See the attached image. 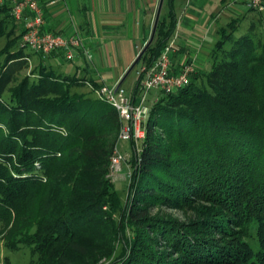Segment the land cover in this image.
<instances>
[{
	"label": "trees",
	"instance_id": "trees-1",
	"mask_svg": "<svg viewBox=\"0 0 264 264\" xmlns=\"http://www.w3.org/2000/svg\"><path fill=\"white\" fill-rule=\"evenodd\" d=\"M164 3L137 64L152 65L175 30L172 0ZM10 7L9 0L0 5V30L11 22L18 32L0 64V224L17 227L6 247L27 246L33 264H96L113 255L116 243L120 252L106 264H264L261 11L247 10L259 15V28L251 21L239 32L243 17L231 18L219 31L210 67L194 70L187 84L160 92L150 105L122 203L110 177L117 110L73 89L100 83L44 64L9 85L13 62L23 66L28 58L19 46L23 21L13 19ZM165 200L204 201L198 209L206 217L153 214L152 205ZM146 228L180 259L155 248ZM5 263L12 264L8 256Z\"/></svg>",
	"mask_w": 264,
	"mask_h": 264
},
{
	"label": "crops",
	"instance_id": "crops-1",
	"mask_svg": "<svg viewBox=\"0 0 264 264\" xmlns=\"http://www.w3.org/2000/svg\"><path fill=\"white\" fill-rule=\"evenodd\" d=\"M158 1L47 0L43 2L44 28L63 34L76 32L81 45L74 48L71 58L64 57L61 50L47 54L33 51L31 61L34 66L44 64L58 74L114 84L149 37ZM228 1L172 0L176 14L175 30L170 37L172 72H177L184 61H191L198 71L210 67L221 27L231 18L242 17L226 6ZM135 80L136 75L132 82Z\"/></svg>",
	"mask_w": 264,
	"mask_h": 264
},
{
	"label": "built area",
	"instance_id": "built-area-1",
	"mask_svg": "<svg viewBox=\"0 0 264 264\" xmlns=\"http://www.w3.org/2000/svg\"><path fill=\"white\" fill-rule=\"evenodd\" d=\"M5 1L0 0V5ZM45 1L47 0H9L10 15L15 20L23 21L24 24L20 46L29 47L34 52L41 54L63 49L65 57L71 58L74 48L80 45L81 38L76 32L63 34L44 28L43 2ZM242 1L248 8L255 11L264 10V0ZM172 50L173 39L170 38L152 65L148 67L142 65L137 70V74H142L139 82L140 93L137 99H133L124 86L102 84L95 88L97 96L108 102L119 114L121 128L118 140L138 141L145 138L144 121L150 111L148 96L152 89L170 92L188 83L189 75L195 70L194 65L191 61H184L177 72H172ZM122 159L123 155L116 148L111 157V172Z\"/></svg>",
	"mask_w": 264,
	"mask_h": 264
},
{
	"label": "rangeland",
	"instance_id": "rangeland-1",
	"mask_svg": "<svg viewBox=\"0 0 264 264\" xmlns=\"http://www.w3.org/2000/svg\"><path fill=\"white\" fill-rule=\"evenodd\" d=\"M228 3L229 4L228 5L226 4V6L229 7V9L231 8L232 10L237 12V15H240L243 17V22H242V25L240 26L239 32L245 31V29H247L251 21H254L256 23L255 25L258 28L260 27V24L258 22L259 15L256 14L255 12L248 13L247 11L248 7L244 2H242L241 0H229ZM166 8H167L166 3H164L163 1L160 13H165ZM260 16L264 19V11H261ZM13 29H15V25L9 22L8 25H6L2 30H0V55L2 54V56L0 57V61H1L0 64L4 62L3 58L9 49L8 46H11L9 44L11 43L14 35L18 33V32L13 31ZM19 46H20V43H19ZM71 48H74V47H71ZM15 49H18V45H16ZM56 50L63 51V49H56ZM25 53L29 57V59L20 60V61H23L21 63L23 66H19L17 65L16 62H13L15 64V65L13 64V67L16 68V71L12 74L9 85H14L15 83L19 82V80L24 75L30 73L33 70L34 65L30 58V54L32 55L33 50L30 49L29 47H25ZM141 66L142 65L137 64L135 68L127 75L125 81L123 82V85L122 84L120 85V86H124L125 89H127V92H129L132 95L133 99L135 98H134V95L132 94L133 93L132 89H133L135 81L132 82V80L134 79L135 75H138L137 70ZM131 82H132V85H131L132 89H130L131 86H128V84ZM102 84H106V83H101L100 85ZM117 84L118 82L111 84V85L109 84H106V85H109V86L116 85V87H119L117 86ZM97 87H93L91 84L87 85L86 83H83V84L73 87V89L78 92H84L94 97H98L97 93L95 92V88ZM138 91L139 92L136 96V99L138 98L140 89ZM160 92H163V91L160 89L159 90L152 89V91L149 93V96H148L149 105H152V103L156 101ZM142 143H143V140L141 139L138 141H129V140H119L118 141V150L123 155V159L120 161L119 164H117L114 170L110 172V177L114 185V188L117 191L118 196L122 203L126 199V195L128 193V184L130 180V175L133 170V159L136 157V155L140 151ZM201 204H205V202L204 201L202 202L201 201H194V202L186 201L185 203L181 205H177L176 203L168 202L167 200H165V201H161V202H158L152 205L151 212L155 215H161L164 218L170 217V218H175L181 221L195 220L198 218L202 219V218H205L206 215L200 212L198 209ZM16 225L17 224L12 223V221H10L5 226H2L0 224V264H6L5 256L9 257L12 264H33L31 262L29 248L27 246H21L20 249L12 250V249H8L5 245V243H7L9 239L15 236L14 234L16 232L15 230L17 227ZM145 231H147L148 234L150 233L149 234L150 237H155L156 239L154 241L155 248H158L160 251H164L165 254L167 256L169 255L170 258L180 259V256H179L180 254L177 252V249H174L170 247V245L165 244L164 239L162 237L152 234V232H149V229L146 228ZM124 232L126 236L128 237L130 236L132 232H131V228L129 225L125 226ZM116 246L117 248L115 252L113 253V255L109 257L103 256L99 258L96 264H106L112 259H115L116 255L120 252V243L119 244L116 243ZM196 264H199V263H196Z\"/></svg>",
	"mask_w": 264,
	"mask_h": 264
},
{
	"label": "water",
	"instance_id": "water-1",
	"mask_svg": "<svg viewBox=\"0 0 264 264\" xmlns=\"http://www.w3.org/2000/svg\"><path fill=\"white\" fill-rule=\"evenodd\" d=\"M163 1L164 0H159L158 1V5H157L156 12H155V16H154V20H153V23H152V27H151V31H150L149 37L147 38V40L145 41L144 45L139 50V52L136 54V56L133 59V61L131 62V64L125 70L124 74L122 75V77L118 81L117 86H120L122 84V82L124 81V79L127 77V75L135 68V66L137 65L140 57L142 56V54L144 53V51L146 50V48L152 42V40L154 38L155 31H156V27H157L158 19H159V16H160V12H161V8H162Z\"/></svg>",
	"mask_w": 264,
	"mask_h": 264
}]
</instances>
